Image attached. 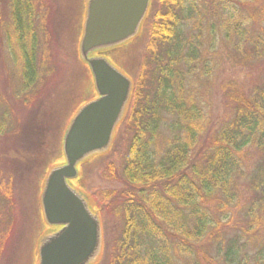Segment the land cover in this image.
<instances>
[{"label": "trees", "instance_id": "trees-1", "mask_svg": "<svg viewBox=\"0 0 264 264\" xmlns=\"http://www.w3.org/2000/svg\"><path fill=\"white\" fill-rule=\"evenodd\" d=\"M38 1L9 0V14L1 33L4 45L17 51V58L12 54L15 66L11 72L19 81L18 89L33 92L39 87L38 92L22 97L32 96L29 100L42 108L44 97L50 95L53 86L41 91L43 60L37 63L36 53L39 49L45 52L49 41L56 57L58 44L56 32L51 33L47 21L55 20L54 10L49 11L46 6L42 9L44 13H37ZM149 8V21L142 26L146 40L137 73L132 76L127 109L118 127L122 139L126 138L120 155L122 186L102 194L88 189L101 216L114 196L118 200L115 213L123 214L116 251L105 260L102 254L100 262L178 264L176 256L181 255L187 264H201L197 250L202 242L218 232L220 225L227 224L232 206L239 205L238 192L232 183L237 175L243 174L245 151L251 145L258 146L262 153L251 182L255 191L252 205L264 203V78L251 95L236 87L225 94L233 104L232 113L213 135L203 102L194 97V89H186L195 79L209 76L212 60L201 58L203 24L209 23L211 29L223 28L232 57L246 60L264 55V0H151ZM189 22L193 30L186 33L184 26ZM5 102L4 93H0V135L8 132L19 135L23 131L18 125L10 126L14 118ZM163 119L166 137L160 143L156 137L161 134ZM58 125L55 120V130ZM41 129H37L39 141L44 131ZM38 145L30 144V151H35ZM58 147L57 143L51 152V147L40 142V148L34 152L31 164L38 170L39 179L58 154ZM114 160L107 155L103 158V166L112 176L119 171ZM13 180L10 175L0 177V258L15 228L14 219L22 216ZM210 202L218 204L216 209L220 211H214ZM6 222L10 223L9 231ZM239 240V236L220 238L216 247L231 259L243 247ZM18 242L20 250L22 241ZM263 256L264 246L258 258Z\"/></svg>", "mask_w": 264, "mask_h": 264}, {"label": "rangeland", "instance_id": "rangeland-1", "mask_svg": "<svg viewBox=\"0 0 264 264\" xmlns=\"http://www.w3.org/2000/svg\"><path fill=\"white\" fill-rule=\"evenodd\" d=\"M38 2L40 8L39 10L36 9L37 13H44L42 9H46V6L49 11L54 10L55 20L47 19V21L51 33L56 32L58 44L56 57L54 52H51L53 43L51 44L49 41L46 43L45 52L39 49L36 53L37 63H41L43 60V65L40 66H43L42 69L44 70H41L42 82L40 87H43L41 91L43 92V90L53 86L48 92L50 95H45L44 99L46 100H44L45 104L42 108H39L37 103L29 100L32 96H29V99L22 97V94L25 93L32 95L34 91L38 92L39 87L38 89L36 87L33 92L30 90H22L21 92L18 89L19 81L17 82L12 75L11 68L15 66V60L12 57L17 58V51L11 49L7 44L4 45L5 37L1 33L2 26L6 23L9 14V0H0V76H2L0 78V93H4L5 104H9L8 107L12 110L14 119L13 125L10 126L15 127L18 125L20 130L23 131L19 135L17 133L10 134L9 132L0 135V177L10 175L14 179L13 192L22 214V216L14 219L15 228H12L10 237L6 240L7 243L2 250L0 264H33L32 248L37 232H40V219H38L40 218L38 207L39 172L31 164L35 156L34 152L40 148V142L41 145L51 147L49 149L54 152L56 149L54 147L59 142L63 131V128L59 127L55 130V120L61 126L62 123L66 122V116L68 117L71 114V110L79 102L93 95L88 69L80 61L77 50L83 19V1L39 0ZM150 14L151 9L149 8L137 36L126 42L125 46H121L111 53V56L131 77L137 73L141 52L146 40L145 28L142 26H144L146 20L149 21ZM192 22L186 23L184 26L186 33L191 29L193 30ZM201 29L204 34L201 37V58L203 60L211 58L212 60L209 64V76L207 75L206 78L200 80L194 78L195 81L187 86L186 91L189 90L188 87L194 89V93H192L194 97L203 102L202 105L209 117L210 130L213 135L215 129L232 113L233 104L227 100L225 94L229 93L232 87H236L240 88L244 94L251 95L254 89L263 81L264 55L258 58L247 57L246 60H244L245 58L238 60L232 57L231 46L228 39L223 36L222 27L214 26L211 29L210 24L206 23L202 25ZM44 36L46 37V35ZM46 38L50 39L49 35ZM13 48L15 47L13 46ZM223 84H226L225 88ZM25 100L32 104H23L22 102ZM74 101L75 104H73ZM35 120L38 126L34 123ZM165 124L164 119L161 120V134L156 137L157 142L162 143L166 137ZM42 126L44 127L42 128ZM36 128L44 130L40 141L37 137L38 130ZM119 132L117 129L114 133L112 147L108 153L104 154L102 158H96L82 166L81 177L85 189L102 194L105 191L111 192L121 188L122 183L119 178L120 155L125 147L126 138L122 139ZM33 142H37L39 145L35 147V151L34 149L30 151L29 147L30 144L33 145ZM257 148L258 146L251 145L246 149L242 162L244 172L237 175L234 183H232L235 191L238 192L239 205L232 206L231 216L229 215L227 224L220 225L218 232L216 231L205 238L201 247L197 250L198 260L201 264H264V256L261 259L258 258L259 252L264 246V203L252 205L255 199V191L251 186L252 177L256 165L262 159V153ZM106 155L111 157L112 160L115 159V164L119 166V171L117 170L114 176L103 166V158ZM117 203L118 200L114 196L105 205V211L101 216L103 238L101 249L104 260L106 257L109 258L114 255L116 244L119 243L121 237L123 214L121 211L119 214L115 213ZM209 204L214 211H220L216 209L218 204L214 202ZM6 223L8 224L6 231H9L11 221ZM238 236L240 239L238 243L243 244V247L238 255L228 259L223 255V251L220 252L216 246L220 242V238L227 240ZM18 240L22 241L20 250H17L18 246H16ZM176 257L179 261L178 264H187L185 261L187 259L184 258L183 260L181 255ZM101 259L102 256L98 260V264H102Z\"/></svg>", "mask_w": 264, "mask_h": 264}, {"label": "water", "instance_id": "water-1", "mask_svg": "<svg viewBox=\"0 0 264 264\" xmlns=\"http://www.w3.org/2000/svg\"><path fill=\"white\" fill-rule=\"evenodd\" d=\"M82 1L77 50L88 69L93 95L79 102L68 117L64 112L66 122L58 125L63 128L58 155L39 179L40 232L32 248L33 264H96L102 255L101 215L83 186L82 164L108 153L112 147L133 79L111 53L137 36L151 3Z\"/></svg>", "mask_w": 264, "mask_h": 264}]
</instances>
